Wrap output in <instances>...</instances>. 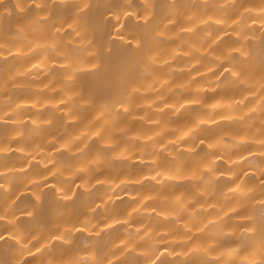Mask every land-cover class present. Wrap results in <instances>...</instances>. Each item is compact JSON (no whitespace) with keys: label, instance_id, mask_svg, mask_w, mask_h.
Wrapping results in <instances>:
<instances>
[{"label":"clouds","instance_id":"obj_1","mask_svg":"<svg viewBox=\"0 0 264 264\" xmlns=\"http://www.w3.org/2000/svg\"><path fill=\"white\" fill-rule=\"evenodd\" d=\"M8 3L0 264H264V0Z\"/></svg>","mask_w":264,"mask_h":264},{"label":"bare ground","instance_id":"obj_2","mask_svg":"<svg viewBox=\"0 0 264 264\" xmlns=\"http://www.w3.org/2000/svg\"><path fill=\"white\" fill-rule=\"evenodd\" d=\"M8 6H10V7H14V6L12 5V3H11V0H9ZM101 13H102V10H101ZM7 131H8L7 129L0 128V134H6ZM13 147H15V145H13ZM48 180L51 181L52 178L49 177ZM119 195H120L121 199H123V200H127V196L124 195L123 193H120ZM25 203H30V201H25Z\"/></svg>","mask_w":264,"mask_h":264}]
</instances>
